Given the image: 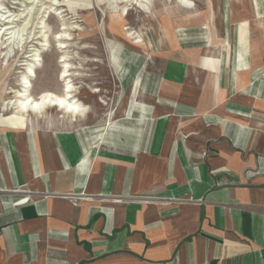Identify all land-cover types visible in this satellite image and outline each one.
<instances>
[{
	"label": "crops",
	"instance_id": "crops-1",
	"mask_svg": "<svg viewBox=\"0 0 264 264\" xmlns=\"http://www.w3.org/2000/svg\"><path fill=\"white\" fill-rule=\"evenodd\" d=\"M193 4L121 26L102 119L0 127V264H264V0Z\"/></svg>",
	"mask_w": 264,
	"mask_h": 264
},
{
	"label": "rangeland",
	"instance_id": "rangeland-1",
	"mask_svg": "<svg viewBox=\"0 0 264 264\" xmlns=\"http://www.w3.org/2000/svg\"><path fill=\"white\" fill-rule=\"evenodd\" d=\"M29 1L27 6H29L30 11L32 10L29 33L33 40L28 43V49H31L32 46L36 47V43L42 42L41 39H38L42 31L45 32L46 40L50 45L47 49L36 47L41 49L40 55L43 62L41 66L35 69L37 77L32 80L31 93L34 96L43 91H50L57 95L62 94L63 82L59 77L62 70L60 59L63 54H67L71 59L70 65L74 68L71 71L72 74L74 73L72 76L73 84L77 88L79 87L78 93H74V95L92 111L90 115L85 116L86 121L102 119L118 101L117 98L120 95L115 70L113 69L111 50L114 60L121 56L118 45L122 47L124 43L122 40L125 38L124 28L132 27L139 30V26H143L151 19V12L156 11L159 14L167 7L178 6L176 0L170 2L156 0L149 14L136 7H131L128 17L120 19L115 14L118 11V6L106 5V0ZM201 1L193 0L196 4L201 3ZM23 2L24 0H0V10L2 13L5 11V16L22 13L20 11L25 9L24 6H26ZM7 19H10V17ZM105 25L109 29L108 31L105 30ZM123 25L125 27L122 31L121 26ZM3 26L4 23L0 21V28ZM62 32L70 37L68 41H64L67 44L65 49H60L57 42V38ZM22 49H24V46L21 47ZM19 50L20 48L15 49V54ZM25 53H27L26 50L17 53L16 61H14L16 57L8 59L7 63L5 62L7 65L3 63L4 57L0 58V99L4 97L3 99L7 100L13 97V95L5 94L6 91H9V88L20 89L18 83L21 73L24 72ZM1 63H3L2 66ZM3 99L2 101H4ZM102 100L106 102V105L101 103ZM15 112H17L16 109L13 111V115ZM46 114L47 119L43 120H38L33 116V122L40 127H47L49 124H55L56 126L58 124L56 121H61L62 128L74 127L68 122L70 117L67 118V114L57 108H49ZM36 124L32 128H35Z\"/></svg>",
	"mask_w": 264,
	"mask_h": 264
},
{
	"label": "bare ground",
	"instance_id": "bare-ground-1",
	"mask_svg": "<svg viewBox=\"0 0 264 264\" xmlns=\"http://www.w3.org/2000/svg\"><path fill=\"white\" fill-rule=\"evenodd\" d=\"M28 1L29 0H24L23 4H26V6H24L25 9L20 11L22 13L16 15L12 14V16H5V11L4 13H2V11L0 10V21L4 23V26L0 28V58L2 56L4 57L3 63H7L8 59H10L11 57L15 58L18 55L17 53H19L20 51H27V53H25L26 55L24 57L23 63L24 72L21 73V77L18 83L20 89L9 88V91H6L5 94H8L10 96L13 95V97L7 100H4V97L0 99V127H5L13 130H24L30 126H35V123L33 122V116H35L38 120L47 119L46 111L49 108H57L64 114H67V118L70 117L68 121H77L76 119L78 118H85V116L90 112V108L83 104L80 99H78L77 96L74 95V93H78L79 87L77 88L73 84L72 76L74 75V73L72 74L71 71L74 68L72 65H70L71 59L67 56V54H63L60 59L62 70L59 77L63 82L62 94L57 95L50 91H43L37 96H34L31 93L32 80L37 77L35 69L36 67L41 66L43 62L40 55L41 49H37L36 47L47 49L50 45L46 40L47 37L44 34L45 32L42 31L40 32L41 36L38 38L41 39L42 42L36 43V47L32 46L31 49H28V43L33 40L29 33L31 20L30 15L32 10L30 11V9L28 8L29 6H27L30 2ZM155 1L156 0H106V5H117L118 11L115 13L116 16L120 19H126V17H128L129 15L131 7H136L139 10L149 14ZM166 1L170 2L174 0ZM176 3L182 7L190 8L194 6L192 0H176ZM152 13L153 12H151L150 14ZM9 17L10 19H7ZM104 28L106 31L109 30L106 25L104 26ZM124 31L126 36L130 39L133 40L135 38L137 41L136 43L142 42L141 38H139V36H137V33L135 32L136 30L133 31L131 28L125 27ZM4 36L6 37L4 38ZM68 36L65 35L64 32L59 34L57 42L60 49H65L67 47V44L64 41L69 40L70 37ZM26 45L27 47L25 48ZM23 46L24 49L21 50V47ZM19 48L20 50L15 54V49ZM16 60L17 57L14 61ZM3 63H1V66L3 65ZM6 63L4 65H7ZM2 99L4 101H2ZM101 103L106 105V102H104L103 100ZM15 109L17 112H15L13 115V111ZM109 115L110 117L112 116L111 113Z\"/></svg>",
	"mask_w": 264,
	"mask_h": 264
}]
</instances>
